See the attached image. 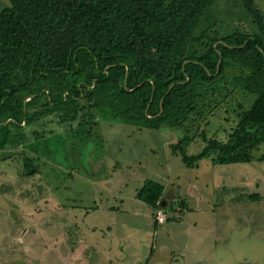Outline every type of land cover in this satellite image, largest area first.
<instances>
[{"label":"rangeland","instance_id":"obj_1","mask_svg":"<svg viewBox=\"0 0 264 264\" xmlns=\"http://www.w3.org/2000/svg\"><path fill=\"white\" fill-rule=\"evenodd\" d=\"M255 3L264 13V0ZM8 7L0 0V11ZM212 11L223 33L254 30L225 0H215ZM237 73L227 69L213 92L202 91L180 129L137 128L90 109L72 123L50 116L25 128L23 148L0 151V264H68L64 247L57 257L39 237L62 235L70 238L58 243L69 244L82 234L102 237L107 247L88 264H264V160H256L264 146L249 163L203 159L194 168L171 151L180 143L192 156L204 147L203 136L226 140L254 100L232 83ZM83 123L89 125L78 127ZM22 150L38 158L36 175L25 176ZM145 180L164 188L161 223L158 211L136 198Z\"/></svg>","mask_w":264,"mask_h":264},{"label":"trees","instance_id":"obj_2","mask_svg":"<svg viewBox=\"0 0 264 264\" xmlns=\"http://www.w3.org/2000/svg\"><path fill=\"white\" fill-rule=\"evenodd\" d=\"M8 1L0 11V151L23 148L25 128L45 118L72 123L87 109L137 128L180 129L202 91L213 92L233 67L232 83L254 100L226 140L203 136L197 155L180 143L171 151L194 168L203 159L249 163L264 146V13L255 0H225L254 26L226 34L215 0ZM18 157L25 176L38 173L37 157L26 150ZM163 191L145 180L136 198L161 211Z\"/></svg>","mask_w":264,"mask_h":264},{"label":"crops","instance_id":"obj_3","mask_svg":"<svg viewBox=\"0 0 264 264\" xmlns=\"http://www.w3.org/2000/svg\"><path fill=\"white\" fill-rule=\"evenodd\" d=\"M57 236V237H45V238H41V241L44 243H49L50 247L52 248V250L55 252V255L57 257L59 256V252L57 251L58 247H64L67 251H68V256L67 259H69L68 264H80V259L85 260L84 264H88L89 259L91 258L90 254L96 253L97 251L99 252H106L107 251V247L106 246H101V242H103L104 240L102 239V237L99 236H88L87 234H82V235H78L75 237H71V240L69 242V244H59L58 242L61 243V241H68L69 238H67V240L64 237ZM59 259V258H58ZM61 262V259H59ZM70 260L71 263H70ZM82 260V261H83ZM66 264V263H65ZM95 264H97V262H95Z\"/></svg>","mask_w":264,"mask_h":264},{"label":"built area","instance_id":"obj_4","mask_svg":"<svg viewBox=\"0 0 264 264\" xmlns=\"http://www.w3.org/2000/svg\"><path fill=\"white\" fill-rule=\"evenodd\" d=\"M156 220L158 221V222H162V221H164L165 220V218H164V216H163V214H162V212L161 211H158L157 213H156Z\"/></svg>","mask_w":264,"mask_h":264}]
</instances>
